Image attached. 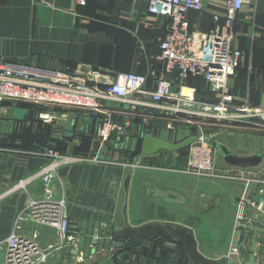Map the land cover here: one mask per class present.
Returning <instances> with one entry per match:
<instances>
[{"label":"crops","instance_id":"0c3cea01","mask_svg":"<svg viewBox=\"0 0 264 264\" xmlns=\"http://www.w3.org/2000/svg\"><path fill=\"white\" fill-rule=\"evenodd\" d=\"M203 4L201 10L189 11L187 16L192 30L208 32L213 28L215 16L222 21V2L204 0ZM147 6V0H85L84 5L78 4V0H0V58L28 65H53L62 70L89 76L93 79L92 84L97 86L111 82L117 73L136 72L146 77L147 90L150 92L162 75L158 45L166 34L169 20L162 16H150ZM233 32L235 46L242 56L236 73L228 80L229 94L233 96V103L236 105L259 107L264 110V0L245 2L234 21ZM94 70L99 72L97 76L91 75ZM201 83L207 84L204 80ZM185 84L197 90L193 83ZM201 91L202 89H199V92ZM195 97L198 101H213L211 97L199 98L196 92ZM2 101L0 135L13 133L17 128V120L8 118V108L14 107V117L17 109L23 110L20 103L7 104ZM110 107L114 118H127L131 124L123 133L115 134L109 139L103 148L105 157L101 155V161L88 159L62 164L56 169L58 178L52 181L54 195L63 197L69 207L68 234L77 239L82 258H77L71 243L66 241L60 248L51 249L44 264H116L115 261L120 260L125 253L114 245L112 232L123 225V182L130 169L124 162L116 163L114 160L120 157L121 151L133 154L136 138L144 125L155 127L174 124L169 115L155 109L130 110V106L117 102L110 104ZM38 112L34 114V119L37 118ZM72 112L69 121L74 120V124L69 131L63 129L64 134L83 131V128L89 131L91 127H98L103 118L102 113L83 110ZM27 117L28 110H23V122H26ZM245 124L249 125L246 122ZM64 125L65 122L58 127ZM236 126H240V123ZM234 129L239 131V127ZM243 129L245 132L246 128ZM252 130H249L248 134L239 135L238 138H229L231 147L226 146L238 155L259 152L260 144L263 143L264 148L263 134ZM250 134L252 136H249ZM112 152L114 156H110ZM176 153L159 151L150 155L149 159L171 160L177 163L181 158ZM165 154L167 156H164ZM47 161L41 155L0 145V242L9 236L17 212L25 206L27 195L36 198L41 196L40 180L34 178L27 183L26 180L36 174ZM141 161L147 163L146 158ZM139 170L158 174L157 176L170 173ZM170 174L179 178L180 182L189 184L190 194L193 190L197 191L192 185L194 183L197 186L196 181L199 178ZM217 182V186L222 183L223 192L218 195L212 190L210 193L212 197H216L219 205L214 207L213 211L197 216L199 220L192 218L191 222H187L180 219L156 218L139 221L136 219V211H141V205L137 202L142 201L139 200L140 194L135 185L139 186L140 183L135 184L130 177L127 221L133 226L148 221H172L188 226L194 231L198 250L211 258H228L232 239L216 246H210L208 243L212 241L208 242V239L224 238L229 234L232 238L234 234L238 236L240 248L238 255L229 258L231 264H264V229H236L234 226L241 185L235 182ZM212 183L206 182L209 186H212ZM181 187L183 190L182 185ZM259 198L258 196V201ZM261 204L264 205V200H261ZM23 228L27 234L37 231L42 247H47L55 241L53 231L47 227L25 222ZM251 234L258 236V240L251 238ZM106 242H109V247ZM153 242L148 245H154ZM168 242L174 248L177 247V242ZM144 243L141 246L146 245L148 241ZM204 246H207V249ZM160 252L156 259L140 256L139 253H136L135 257L138 264H163ZM169 263L192 264L190 260L179 263L169 261L167 264Z\"/></svg>","mask_w":264,"mask_h":264},{"label":"built area","instance_id":"2783aa9c","mask_svg":"<svg viewBox=\"0 0 264 264\" xmlns=\"http://www.w3.org/2000/svg\"><path fill=\"white\" fill-rule=\"evenodd\" d=\"M203 1L147 0L150 16H162L169 20L166 34L158 45L162 75L150 92L147 90L146 77L136 72L117 73L111 82L97 86L92 84L93 79L89 76L53 65H28L0 58V101L23 102L40 108L37 118L45 124L67 122L71 118L69 110L102 113L103 118L97 128L102 150L111 136L123 133L131 124L127 118H114L110 107L114 102L126 104L130 110H158L173 118V122L202 115L217 121L233 120L259 126L264 121V110L234 104L233 96L228 91V80L236 73L242 56L235 46L233 24L248 0H221L222 21L215 16L216 22L208 32L192 30L187 16L189 11L201 10ZM78 4L84 5L85 0H78ZM174 72L179 80L177 87L171 78ZM98 74L97 70L91 71L92 76ZM188 76L202 77L213 92L215 101H198L195 88L185 84ZM184 88H188L190 93L185 94ZM166 127L174 129L170 123ZM28 153L41 155L48 160L36 174L26 180L27 183L38 178L42 194L38 198L27 195L25 206L17 212L9 236L0 242L4 264H44L51 249L60 248L66 241L71 243L77 258H82L77 239L68 234L70 217L67 202L63 197H56L52 191V181L58 178L57 167L78 159L60 155L50 149ZM214 155L215 148L211 143L197 135V139L188 146L187 156L180 166L152 164L150 155L141 156L137 161L134 158L131 165H125L132 170L149 169L238 183L242 189L237 197L235 228L264 229V205L261 204V200H264V176L254 175L247 168L226 164L218 167ZM143 158H146L147 163L141 161ZM102 159L101 155H96L89 160ZM25 222L51 229L55 236L53 244L40 246L37 231L31 234L24 232ZM239 248V239H232L228 259L238 255Z\"/></svg>","mask_w":264,"mask_h":264},{"label":"rangeland","instance_id":"374dc122","mask_svg":"<svg viewBox=\"0 0 264 264\" xmlns=\"http://www.w3.org/2000/svg\"><path fill=\"white\" fill-rule=\"evenodd\" d=\"M211 98L213 99V95L211 96ZM7 102L13 103V101ZM21 106L24 111H31L32 107H34L32 105ZM23 110L17 109L15 111V117L17 119H21ZM72 111L77 110H69L68 112L72 114ZM30 122L31 117H27L26 122L24 123L28 126ZM260 123L261 125L259 126L261 127L254 125V123H249V125L247 126L245 122H241L240 126H236L237 122L233 120L217 121L208 117H203L202 115H194L190 116L189 118L185 117L179 122H173V127H175L177 130V140H181L191 134H194L201 135L206 142L211 143V141H216L231 147V142L228 141L229 138H238L239 135L248 134L249 130L252 129H257L252 131L261 132L263 134L262 137L264 138V121H261ZM50 124L53 126H61L63 123L61 121L60 123L52 122ZM242 125L245 126L242 127ZM98 127H91L89 131H87L86 128H83V131H74L68 134H64L65 132L52 133L48 130L45 134L42 135H29L18 130L16 133L13 132L8 134H1L0 145L3 144L4 146L21 149L27 152H39L50 149L60 155L73 156L77 158L78 161L88 160L96 155H103V150L101 148L102 143L97 137ZM234 127H239V131H236ZM243 128H246L245 132L243 131ZM261 128H263V130H259ZM249 136L252 135L250 134ZM261 150H263V143L260 144V149L258 151ZM187 152L188 147L183 151L177 152L176 154L180 156L181 161H183L187 156ZM119 154L120 157H117L114 162L117 163L119 161H122L126 165L132 164L134 158L131 153L127 151H121ZM111 155L114 156V152H112L110 156ZM164 156H167V154H165ZM214 156L216 166L224 167L225 164L223 163L222 158L217 150H215ZM103 157L105 156L103 155ZM175 163L176 162H173L171 160L163 162L165 167H169L171 164ZM247 171L251 172L254 175L258 174L260 176H264V161L257 167L247 168ZM130 173L131 178H133V181L136 182L135 184L140 183L139 186L135 185L138 193L140 194L139 200L142 201V203L137 202V204L141 205V211H136V219L139 221L158 218L175 220L180 219L182 221L191 222L192 218L195 219L197 218V216L209 213L213 211L214 207H217L219 205V201L216 199V197H212L210 193L212 192V190H215V193H218V195L223 192V188L221 187L222 183L217 186V183L219 182L214 180H200L199 178L196 181L193 179L194 182L196 181L197 186L193 183L192 187H196L197 191L193 190L192 194H190V185L184 184L182 183V181L180 182L179 178L170 173L161 174L162 176H157L158 174H152V172L148 173L139 169H130ZM205 181L213 182V185L209 186ZM181 185L183 186V190H181ZM197 219L199 220L200 218L198 217ZM164 236H160V239H158L159 242L157 244L147 246L146 248L154 249L153 259H156L155 256L158 254V252H162V249L160 247L165 246L167 252L169 253V260H172L173 262L179 261V250L171 246L172 244L169 243L166 239L167 237L165 236L164 238ZM234 238L238 239V236L233 234L231 238L229 234L224 238L218 237L216 239H208V242L212 241L208 244L210 246H216L225 241L229 242V239L235 240ZM251 238L258 240V236L254 234H251ZM201 240L203 241V239ZM206 247L205 249H207ZM120 264H138V259L137 257H135V255H132L129 259H120Z\"/></svg>","mask_w":264,"mask_h":264},{"label":"water","instance_id":"95a60500","mask_svg":"<svg viewBox=\"0 0 264 264\" xmlns=\"http://www.w3.org/2000/svg\"><path fill=\"white\" fill-rule=\"evenodd\" d=\"M14 107L8 108V118L17 120L16 127H21L23 118L17 119L13 116ZM74 124V120H68L63 127L59 129H70ZM197 139V135L191 134L181 140H177V130L170 129L163 125L151 127L146 124L136 138V144L140 141L139 153L135 156L137 161L141 156L153 155L159 151L175 152L188 147ZM211 145L217 150L224 164L239 168H254L264 161L263 150L250 155H238L229 149L226 145L211 141ZM131 173L129 172L123 182L124 203L122 206V214L124 217L123 225L112 232L114 245L122 246L126 239H146L156 236L160 233H168L182 243L186 254L192 264H231V260L226 257L211 258L202 254L197 247V241L194 231L180 223L172 221H148L139 225H130L127 221V205H128V190ZM107 247L110 246L106 242ZM0 264H4V252L0 250Z\"/></svg>","mask_w":264,"mask_h":264},{"label":"trees","instance_id":"16d2710c","mask_svg":"<svg viewBox=\"0 0 264 264\" xmlns=\"http://www.w3.org/2000/svg\"><path fill=\"white\" fill-rule=\"evenodd\" d=\"M215 22H214V24H215ZM214 24H213V26H214ZM171 78L173 80V83H174L175 87H177V85L179 84V80L177 78L176 72H174L172 74ZM203 80L204 79L202 77H200V76H188L186 78L185 82L193 83L197 87V90H196V88H195V90H196L197 96L199 98L211 97L213 95V99L212 98L211 99L213 101H215L214 94L209 89L208 85L207 84L206 85H202L201 82ZM200 83H201V85H200ZM199 89H202V91L199 92ZM2 102H5L7 104L10 103V102H7V101H2ZM20 104L21 105H27V106L30 105L31 106V104H27V103H23V102H21ZM27 106H25V107H27ZM32 106H34V105H32ZM36 112H38V108L36 106L32 107L31 111L28 110V117L29 118L31 117L30 124L27 126L26 124H23L24 123L23 122L21 127H17L16 128L14 133H16L18 130H20V132H23V133H26V134H29V135H38V134L42 135V134H45L46 131H48V130H49V132H52V133L53 132H59V133L60 132H64V130L63 129L60 130L58 126H53L51 124H44L40 120H38L37 118L34 119V117H35L34 114H36ZM25 131H27V132H25ZM106 145H107V143H106ZM139 148H140V141H138L137 144H135V147H134V149L132 151V153H133L132 156L135 157L139 153ZM184 149L185 148L180 149V150H178L176 152L183 151ZM184 161H185V159L183 161H181V162H177L175 164H171L170 166H180V165H182L184 163ZM150 162H152V164L164 166L163 162H165V161L151 160ZM161 235H163V236L165 235L167 237L166 238L167 241L172 240V241L177 242V247H175V248H177L179 250V252H180V260H179L180 262H185L186 260H190L188 258V256H187V254H186V251H185L184 246L182 245V243L179 242L177 239H175L173 236H171L168 233H160V234H158L156 236H153V237H150V238H146V239H126V240H124L122 246L118 247V249L120 251L125 252V253H123L124 255H122V257L120 259H129L133 254L135 255L136 253H139L140 256L145 255V256H151V258H154V254H153L154 253V249H148L146 247L150 246L148 244H150L149 242H153V240L156 241V242H153V243L157 244L159 242L158 239H160ZM165 236H164V238H165ZM142 241H143V243H141ZM144 241H148V243L146 245L141 246L142 244H145ZM131 244H133V245H131ZM136 246H138V247L136 248ZM160 248L162 249V252H160V254H161L160 256L164 260L163 264H167L169 261L172 262L171 260H169V253L167 252V249L165 248V246H162ZM155 258H156V256H155ZM179 261H177V262L179 263ZM115 262H116V264H120L119 263L120 260H118V261L116 260Z\"/></svg>","mask_w":264,"mask_h":264},{"label":"bare ground","instance_id":"6f19581e","mask_svg":"<svg viewBox=\"0 0 264 264\" xmlns=\"http://www.w3.org/2000/svg\"><path fill=\"white\" fill-rule=\"evenodd\" d=\"M183 92H184L185 94H189V93H190V90H188V88H184V89H183Z\"/></svg>","mask_w":264,"mask_h":264}]
</instances>
